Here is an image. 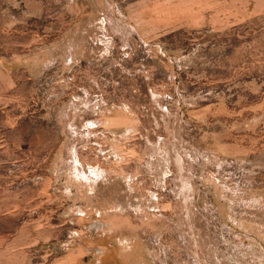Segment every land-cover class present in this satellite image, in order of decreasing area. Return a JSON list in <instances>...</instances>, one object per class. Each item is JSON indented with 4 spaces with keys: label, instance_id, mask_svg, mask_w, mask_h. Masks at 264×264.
Listing matches in <instances>:
<instances>
[{
    "label": "rangeland",
    "instance_id": "374dc122",
    "mask_svg": "<svg viewBox=\"0 0 264 264\" xmlns=\"http://www.w3.org/2000/svg\"><path fill=\"white\" fill-rule=\"evenodd\" d=\"M25 1L0 264H264V0Z\"/></svg>",
    "mask_w": 264,
    "mask_h": 264
},
{
    "label": "crops",
    "instance_id": "0c3cea01",
    "mask_svg": "<svg viewBox=\"0 0 264 264\" xmlns=\"http://www.w3.org/2000/svg\"><path fill=\"white\" fill-rule=\"evenodd\" d=\"M18 0H15L11 2V7L9 6H2L0 4V15L4 14L9 17V21L11 22V29H19L21 28L19 25H22V27H25L27 19L34 17V16H41L46 14L47 7L43 8L40 3L33 1H23L24 6L19 10H15L14 4L17 3ZM18 8V7H17ZM12 21H15L16 23H12ZM16 64V62L9 61L8 59H0V69L2 74H6V67H10L11 65ZM4 70V71H3ZM7 75H11V73L7 72ZM18 75H21L23 77V73H18ZM3 149H0V155L3 153ZM0 172H2V169H0Z\"/></svg>",
    "mask_w": 264,
    "mask_h": 264
},
{
    "label": "bare ground",
    "instance_id": "6f19581e",
    "mask_svg": "<svg viewBox=\"0 0 264 264\" xmlns=\"http://www.w3.org/2000/svg\"><path fill=\"white\" fill-rule=\"evenodd\" d=\"M75 161H76V160H75ZM97 174H98V173H95V175H97ZM88 175H89V174H88ZM95 175H94V176H95ZM96 177H97V176H96ZM95 179H96V178H95ZM91 181H92V180H91ZM93 186H94V185H93Z\"/></svg>",
    "mask_w": 264,
    "mask_h": 264
}]
</instances>
